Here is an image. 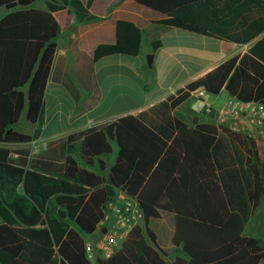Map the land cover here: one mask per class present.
I'll list each match as a JSON object with an SVG mask.
<instances>
[{"label": "trees", "instance_id": "trees-1", "mask_svg": "<svg viewBox=\"0 0 264 264\" xmlns=\"http://www.w3.org/2000/svg\"><path fill=\"white\" fill-rule=\"evenodd\" d=\"M36 1L46 9L34 8ZM133 1L161 19L144 29L119 21L115 42L95 48L89 70L75 73L95 100L100 96L95 63L137 56L143 36L156 52L172 29L237 44L264 32L261 0ZM92 2L0 0V8L9 12L0 20V264H264L263 241L243 236L227 242L223 229L231 211L246 223L262 198L264 157L244 134L221 127L217 138L214 126L191 129L172 114L196 90L217 95L225 81L231 97L264 109V64H235L232 58L147 112L50 141L44 156L29 158V151L20 149L13 158L4 147L41 137L44 93L61 34L53 14L67 10L76 32L79 24L97 20L89 12ZM262 44L264 38L249 53L258 57ZM246 81L262 84L246 93ZM63 85L79 101L75 87ZM23 113L35 126L31 134L15 130ZM223 137L248 148L247 156L235 150L226 162L217 160ZM113 143L117 151L109 166ZM118 192L136 201L142 223L132 227L111 257L92 262L83 236L93 235L111 215Z\"/></svg>", "mask_w": 264, "mask_h": 264}, {"label": "crops", "instance_id": "crops-1", "mask_svg": "<svg viewBox=\"0 0 264 264\" xmlns=\"http://www.w3.org/2000/svg\"><path fill=\"white\" fill-rule=\"evenodd\" d=\"M33 7L38 10L46 9L45 4L41 1H36ZM89 12L95 16L97 20L79 24L76 32L72 30L75 26V18L72 14H69L67 10H61L53 14L61 28V34L56 40L57 48L44 93V125L42 134L40 139L33 143L38 144V146L43 145L42 143L44 142L41 140L46 130V111L48 106H55L57 101L64 100L67 102L68 121L74 124V126L64 133H53L48 141L45 142V150H47L46 146H48L50 141L65 137L73 132L113 121L120 117L147 112L148 109L171 95L166 91L168 95L164 93V95L153 101L137 99L133 91L136 89L137 80L140 82L143 81L142 72H144L145 69H150L152 66H148L146 61L148 53H154L152 64L157 63L158 60L162 72H164L166 76H171L167 88H171L172 94L187 84L205 77L222 64H227L232 58H237L235 64H264V44L257 49L258 57L255 58L249 53L250 49L264 38V32L247 43L237 44L172 29L161 37L162 47L156 52L145 50L143 54L142 41L140 52L135 57L112 56L96 62L94 65V74L99 87L100 96L98 100H95L92 97V93L84 90L79 85L75 73L84 74L85 71L89 70L93 52L97 46L101 44H113L115 42V26L117 22L124 21L132 23L139 29H144L148 27L152 21L160 20L161 17L149 9L139 6L133 0H93ZM8 13L6 8H0V20ZM261 17L264 19L263 15ZM167 39L171 40L170 46L166 44ZM146 42V44L149 45V40ZM254 60H256L257 63ZM112 68H117V71L114 73L116 75L115 79L113 81H110V77L107 80L101 79L102 72ZM55 79L58 81H55ZM65 82L75 87L79 94V101H76L63 85ZM226 84L227 81H225L219 89L218 94L215 95H223V97H225V102L231 97L226 91ZM260 84H262L261 81L254 86L253 82L246 81V93H254V91L259 89L258 87ZM216 85L217 82L213 84L214 87ZM207 94L209 93L205 92V96ZM205 100L210 103L208 98L205 97ZM186 102L175 109L172 114L186 123L191 129H194L198 124H209L214 126L218 132L217 138H220V129L224 126L217 125L211 116L201 114L195 111L194 108L191 109L186 107ZM72 103H74V107ZM210 104L214 109H220L214 106V102ZM251 104L259 106L256 103L251 102ZM57 106L59 107L60 104H57ZM59 115L60 112L57 110L55 116ZM23 119H25V113H23L19 124L15 127V130L20 133L22 132L16 128ZM227 128L244 134L247 138L252 139L255 152L258 156L264 157V122L259 125L258 117H254L252 114L247 113L239 119L230 120L227 124ZM34 129L35 126H33V130ZM223 138V146L216 152L217 160L223 163L226 162L227 153L229 155H234L238 152L241 156L242 154H246L245 149L248 148L244 145L243 147L237 143L232 145L231 141H227L229 139L226 137ZM112 146L113 154L106 159V163L109 166L113 164L117 151L114 143ZM22 149L27 148L24 147ZM235 150H237V152ZM35 154H37L36 151L33 153L29 152V158H33L32 155ZM14 156L16 157V154ZM246 156L247 154L245 157ZM76 159L82 167V162L78 157H76ZM212 162L214 163L215 161L212 160ZM96 170L94 169L93 171ZM120 194L126 196L118 192V195ZM107 228L108 226L105 225V221L97 226V230L94 233L96 234L94 242L105 234L103 230ZM223 229L224 239L227 242H232L243 236L255 238L264 242V194L258 205L252 209L246 223L239 212L231 211L223 224ZM87 237L89 236H83L85 245L90 244L86 242Z\"/></svg>", "mask_w": 264, "mask_h": 264}, {"label": "built area", "instance_id": "built-area-1", "mask_svg": "<svg viewBox=\"0 0 264 264\" xmlns=\"http://www.w3.org/2000/svg\"><path fill=\"white\" fill-rule=\"evenodd\" d=\"M192 98L195 100L194 110L211 116L219 126L227 127L230 120L239 119L247 113L258 117L259 125L264 122V109L261 105L255 106L229 97L224 105L216 110L210 103L206 102L203 88L193 92ZM110 207H112L111 215L106 216L105 219L110 218L111 225L106 229L105 234L93 244L85 245L86 255L92 262L98 256L111 257L119 249L132 227L137 224V218L142 216L136 201L122 194L116 197Z\"/></svg>", "mask_w": 264, "mask_h": 264}, {"label": "rangeland", "instance_id": "rangeland-1", "mask_svg": "<svg viewBox=\"0 0 264 264\" xmlns=\"http://www.w3.org/2000/svg\"><path fill=\"white\" fill-rule=\"evenodd\" d=\"M143 39L144 40H143L142 48L144 54L145 50L151 51V48L148 44H146L147 43L146 41L149 40L147 36H143ZM166 44L167 46H170L171 40L167 39ZM149 56H154V53H148V55L146 56V61ZM115 71H117V68L104 70L102 72L101 79L107 80L110 77V81H113L116 77V75L114 74ZM142 74H143V81L140 82L137 80L136 89L133 90L137 99H141V100L146 99L148 101H153L158 97L164 95V93L172 94L171 88H167L171 80L170 78L171 76H166L165 73L162 72L161 66L160 64H158V60L157 63L152 64L150 69H145V71L142 72ZM205 97L209 99L208 101L210 103L214 102V106L217 108H221L225 102V97H223V95L215 96V95L207 94ZM57 104H60V106L58 107ZM72 104L74 107V103ZM185 105L186 107L193 109L195 105L194 98H191L189 101H187ZM57 110H59L60 112L59 116H55ZM45 119H46V123H45L46 130L42 136L41 141L44 142L42 143L43 144L42 146H38V144H34L33 142L25 145H4V147L10 149L13 158H15L14 156L15 152L24 147H26L30 153H33L35 151L37 152V154L32 155V157L44 156L46 153V150L44 149L45 142L48 141V139L53 135V133H64L72 129V127L74 126V124H71L68 121V104L64 100L57 101L55 106H48ZM16 129L25 134H31L34 131L33 126L27 121H25V119H23V121ZM109 211L112 212V207H109ZM141 223H142V216H139L137 218V224H141ZM105 225L108 227L111 225L110 218L107 220L105 219ZM95 238H96V234L89 236L86 238V242L92 244L94 243Z\"/></svg>", "mask_w": 264, "mask_h": 264}, {"label": "water", "instance_id": "water-1", "mask_svg": "<svg viewBox=\"0 0 264 264\" xmlns=\"http://www.w3.org/2000/svg\"><path fill=\"white\" fill-rule=\"evenodd\" d=\"M152 62H153V56H149L148 59H147V64L148 66H151L152 65ZM105 229L103 230V233H105ZM154 246V245H153Z\"/></svg>", "mask_w": 264, "mask_h": 264}]
</instances>
